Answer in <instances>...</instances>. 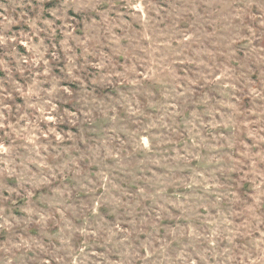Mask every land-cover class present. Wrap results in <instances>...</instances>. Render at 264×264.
Here are the masks:
<instances>
[{
	"label": "rangeland",
	"instance_id": "1",
	"mask_svg": "<svg viewBox=\"0 0 264 264\" xmlns=\"http://www.w3.org/2000/svg\"><path fill=\"white\" fill-rule=\"evenodd\" d=\"M0 264H264V0H0Z\"/></svg>",
	"mask_w": 264,
	"mask_h": 264
}]
</instances>
